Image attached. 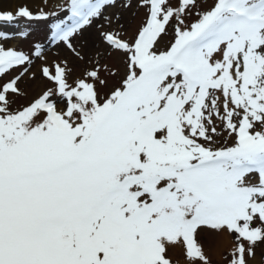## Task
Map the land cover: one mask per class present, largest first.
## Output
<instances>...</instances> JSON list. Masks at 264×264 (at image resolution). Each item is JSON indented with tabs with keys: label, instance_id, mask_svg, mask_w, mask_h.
I'll use <instances>...</instances> for the list:
<instances>
[{
	"label": "snow or ice",
	"instance_id": "obj_1",
	"mask_svg": "<svg viewBox=\"0 0 264 264\" xmlns=\"http://www.w3.org/2000/svg\"><path fill=\"white\" fill-rule=\"evenodd\" d=\"M0 264H264V0L0 7Z\"/></svg>",
	"mask_w": 264,
	"mask_h": 264
},
{
	"label": "rangeland",
	"instance_id": "obj_2",
	"mask_svg": "<svg viewBox=\"0 0 264 264\" xmlns=\"http://www.w3.org/2000/svg\"><path fill=\"white\" fill-rule=\"evenodd\" d=\"M20 1L21 0H7V1L6 0L5 1L4 0H0V7L14 8L17 4H20ZM21 3H27L33 8L38 6L37 4L33 5V4H31V3L27 2V1H24V2H21ZM22 26L23 25H21V27Z\"/></svg>",
	"mask_w": 264,
	"mask_h": 264
},
{
	"label": "bare ground",
	"instance_id": "obj_3",
	"mask_svg": "<svg viewBox=\"0 0 264 264\" xmlns=\"http://www.w3.org/2000/svg\"><path fill=\"white\" fill-rule=\"evenodd\" d=\"M4 1H5V0H4ZM6 1H7V0H6ZM24 1H27V2H29V3H31V4H33V5H35V4L39 5V3H40V0H21L20 3H21V2H24Z\"/></svg>",
	"mask_w": 264,
	"mask_h": 264
}]
</instances>
